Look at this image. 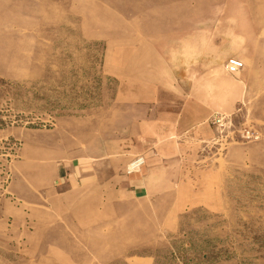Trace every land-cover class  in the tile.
Here are the masks:
<instances>
[{
  "label": "rangeland",
  "instance_id": "obj_1",
  "mask_svg": "<svg viewBox=\"0 0 264 264\" xmlns=\"http://www.w3.org/2000/svg\"><path fill=\"white\" fill-rule=\"evenodd\" d=\"M0 264H264V0H0Z\"/></svg>",
  "mask_w": 264,
  "mask_h": 264
},
{
  "label": "built area",
  "instance_id": "obj_2",
  "mask_svg": "<svg viewBox=\"0 0 264 264\" xmlns=\"http://www.w3.org/2000/svg\"><path fill=\"white\" fill-rule=\"evenodd\" d=\"M225 68L227 70V72L231 73V74H236L238 73L240 70H242L244 68V62L243 60H241L240 58L237 57H231L227 60L226 64H225ZM215 123H218L219 125H222L224 122V117L223 116H215L214 120ZM251 132L250 131H246L245 136L246 137H251ZM139 166H135L132 169L138 168Z\"/></svg>",
  "mask_w": 264,
  "mask_h": 264
},
{
  "label": "bare ground",
  "instance_id": "obj_3",
  "mask_svg": "<svg viewBox=\"0 0 264 264\" xmlns=\"http://www.w3.org/2000/svg\"><path fill=\"white\" fill-rule=\"evenodd\" d=\"M144 162V159L143 158H140V159H137V160H134L131 164H130V168L132 169L133 167L135 166H140L143 164Z\"/></svg>",
  "mask_w": 264,
  "mask_h": 264
},
{
  "label": "crops",
  "instance_id": "obj_4",
  "mask_svg": "<svg viewBox=\"0 0 264 264\" xmlns=\"http://www.w3.org/2000/svg\"><path fill=\"white\" fill-rule=\"evenodd\" d=\"M224 83H226V81H224Z\"/></svg>",
  "mask_w": 264,
  "mask_h": 264
}]
</instances>
